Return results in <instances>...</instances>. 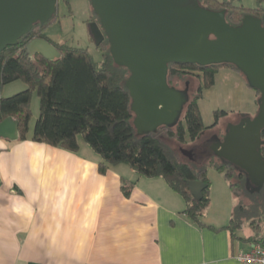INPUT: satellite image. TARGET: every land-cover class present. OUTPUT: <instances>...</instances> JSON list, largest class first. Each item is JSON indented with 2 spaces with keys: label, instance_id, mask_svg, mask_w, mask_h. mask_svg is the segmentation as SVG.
Listing matches in <instances>:
<instances>
[{
  "label": "crops",
  "instance_id": "crops-1",
  "mask_svg": "<svg viewBox=\"0 0 264 264\" xmlns=\"http://www.w3.org/2000/svg\"><path fill=\"white\" fill-rule=\"evenodd\" d=\"M32 136L0 138V264H240L256 236L192 222L162 178L101 174L82 143L70 152Z\"/></svg>",
  "mask_w": 264,
  "mask_h": 264
},
{
  "label": "trees",
  "instance_id": "trees-1",
  "mask_svg": "<svg viewBox=\"0 0 264 264\" xmlns=\"http://www.w3.org/2000/svg\"><path fill=\"white\" fill-rule=\"evenodd\" d=\"M233 1L200 0V5L210 11H225L226 21L233 27L240 26L246 15L261 19L264 26V8L261 7L263 0H258L259 5L254 10L237 7ZM93 18L89 24L99 22L95 14ZM48 23L36 24L16 46L7 47L0 58V124L7 118L16 120L19 124L20 141L28 139L32 119L30 106L36 91L40 115L32 141L78 152V138L82 137L103 159L100 164L101 174H106L112 166L127 165L140 177L162 178L171 190L185 200L186 208L183 213L186 217L200 226H203L202 218L210 204L208 164L224 176L236 198L241 199L250 194L246 188L245 175L230 163H222L216 157L208 158L201 166L191 161H180L160 137L164 134L170 139H176L181 145H198L207 132L213 131L218 126L219 119L228 113L217 112L215 124L207 127L198 101L202 98L203 89L215 84L219 67H230L240 72L235 66L170 64L168 84L171 87H175L170 84V79L174 76L196 75L201 80L196 93L193 97L190 96V101L184 108L182 118L185 123L181 119L174 128L161 127L156 133L139 136L134 126L132 99L125 87L130 73L114 63L107 38L99 46L104 53L103 61L98 64L87 50L52 42L44 32ZM34 39H44L54 45L60 52V58L49 61L40 55L34 56V59L26 56L24 49ZM16 81L25 83L27 89L12 97L3 98L5 86ZM257 94L260 98L259 91ZM261 136L264 141V130ZM261 151L264 155V146ZM192 181L207 184L201 201H197L190 193L188 183ZM128 188L123 187L127 197L130 195ZM245 214V209L240 207L238 216L230 221L228 228L234 240L240 238L238 233L243 228L241 217ZM254 225L258 233L261 225ZM262 239L263 237L256 235L245 240L252 244Z\"/></svg>",
  "mask_w": 264,
  "mask_h": 264
},
{
  "label": "water",
  "instance_id": "water-1",
  "mask_svg": "<svg viewBox=\"0 0 264 264\" xmlns=\"http://www.w3.org/2000/svg\"><path fill=\"white\" fill-rule=\"evenodd\" d=\"M97 22L89 24L99 47L105 38L114 63L126 68V80L139 136L156 133L161 127L174 128L190 101L189 82L185 89L168 84L170 64L199 66L233 65L249 87L260 92L254 118L243 117L226 128L223 139L216 137L210 150L202 146L181 153L201 166L210 156L230 163L246 177V188L254 194L264 187V26L261 19L246 15L240 26H230L226 12L210 11L200 0H90ZM58 0H0V58L7 47L16 46L36 24L44 25L57 12ZM53 61L60 58L56 47L34 39L25 47ZM0 138L18 141L19 124L7 118L0 124ZM202 153H197L200 150ZM191 195L201 201L207 184L188 183Z\"/></svg>",
  "mask_w": 264,
  "mask_h": 264
},
{
  "label": "rangeland",
  "instance_id": "rangeland-1",
  "mask_svg": "<svg viewBox=\"0 0 264 264\" xmlns=\"http://www.w3.org/2000/svg\"><path fill=\"white\" fill-rule=\"evenodd\" d=\"M218 1L223 2V0ZM233 3L237 7H244L248 10L257 9L259 5L258 0H234ZM261 7L264 8V0L261 3ZM93 17L94 12L90 0H58L56 15L46 25L44 32L54 43L67 44L73 48L87 50L93 60L100 64L103 61L104 52L101 48L96 46L89 30V22ZM31 59H34V57ZM217 71L215 84L211 88L203 89V95L198 101V104L204 124L207 127L215 124L217 112L224 111L228 113V115L221 117L218 126L213 129V131L207 132L198 142V145L204 142L205 139H209L213 134L218 135L220 138L223 137L229 125L238 124L243 117L254 118L259 110L257 90L249 87L242 73L230 67H219ZM186 81H190L189 94L193 97L201 84V80L198 76H174L170 79V84L177 89H185ZM26 89L27 86L25 83L16 81L5 86L2 97L9 98ZM30 109L32 111V119L29 128V136H32L36 121L40 115V102L36 91L33 93ZM182 122L185 123L183 118ZM160 137L180 161H190L181 153L182 149L193 150L198 147V145L194 144L181 145L176 139H170L164 134ZM78 141L85 145L87 149L91 150L82 137H79ZM96 156L103 161L101 156L98 154H96ZM121 167L132 173L129 166L121 165ZM207 168L208 179L211 184L209 192L211 202L204 212L203 221L210 224H227V222L238 216L239 208L243 207L246 214L241 217L243 223V228L240 232L241 236L263 235L264 187L259 193H250L238 199L230 191L224 176L220 174L214 166L208 164ZM132 175L138 176L136 173ZM255 223L261 225V229L258 233L254 225Z\"/></svg>",
  "mask_w": 264,
  "mask_h": 264
},
{
  "label": "built area",
  "instance_id": "built-area-1",
  "mask_svg": "<svg viewBox=\"0 0 264 264\" xmlns=\"http://www.w3.org/2000/svg\"><path fill=\"white\" fill-rule=\"evenodd\" d=\"M235 258L240 264H264V237L252 243L248 250L239 252Z\"/></svg>",
  "mask_w": 264,
  "mask_h": 264
},
{
  "label": "flooded vegetation",
  "instance_id": "flooded-vegetation-1",
  "mask_svg": "<svg viewBox=\"0 0 264 264\" xmlns=\"http://www.w3.org/2000/svg\"><path fill=\"white\" fill-rule=\"evenodd\" d=\"M224 135H223V137H224ZM216 137H219V136L216 134H213L209 139H206L204 142H202L200 145H198V147L202 146V148H204V150H210L211 147L214 146L216 143ZM223 137H221V138L219 137V138L223 139ZM197 153H202L201 149L196 151V154Z\"/></svg>",
  "mask_w": 264,
  "mask_h": 264
}]
</instances>
